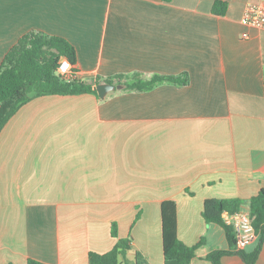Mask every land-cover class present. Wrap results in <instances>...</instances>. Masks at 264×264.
<instances>
[{"label": "crops", "instance_id": "obj_1", "mask_svg": "<svg viewBox=\"0 0 264 264\" xmlns=\"http://www.w3.org/2000/svg\"><path fill=\"white\" fill-rule=\"evenodd\" d=\"M216 1L225 14L213 12ZM250 3L264 0H0V67L35 30L73 44L87 82L189 75L185 85L114 84L105 97L24 104L0 133V264H89L91 251L115 246L113 222L119 238L132 237L121 260L137 264L139 251L165 264L167 199L179 238H205L191 264H214L209 253L230 249L202 211L207 198L249 199L264 188V29L243 22ZM222 264L247 263L234 252ZM255 264H264V244Z\"/></svg>", "mask_w": 264, "mask_h": 264}, {"label": "trees", "instance_id": "obj_2", "mask_svg": "<svg viewBox=\"0 0 264 264\" xmlns=\"http://www.w3.org/2000/svg\"><path fill=\"white\" fill-rule=\"evenodd\" d=\"M170 2L171 0H164ZM227 3L216 1L213 6L215 14L226 13ZM63 58L69 59L74 72L77 63V51L73 44L61 36L50 35L42 31H30L24 34L19 41L6 53L0 67V133L7 122L17 111L32 99L50 94H82L93 93L100 96L97 85L102 81L112 84H121L125 88L148 90L161 82H171L185 85L189 82V75L164 76L154 75L145 79L140 73L132 76L118 74L106 79L98 78L94 82H87L78 77L67 80L58 73ZM248 203L253 226L258 242L255 249L246 252L236 249V231L232 224L227 223L223 214H236L242 206ZM163 252L165 264H191L196 256L197 249L204 244L205 238L194 245L185 244L178 236L177 204L175 200L167 199L161 205ZM202 215L207 223L221 225L230 245L228 250H215L208 254L207 259L214 264H222L225 255L239 253L247 264H255L264 244V188L257 195L249 199L234 198H207L204 202ZM139 214L137 215V218ZM111 234L117 238L115 246L108 252L89 253V264H126L121 258H126L131 249L132 237L119 238L118 225L112 223ZM137 264H150L147 258L139 251L136 252ZM28 264H48L34 258L28 259Z\"/></svg>", "mask_w": 264, "mask_h": 264}, {"label": "built area", "instance_id": "obj_3", "mask_svg": "<svg viewBox=\"0 0 264 264\" xmlns=\"http://www.w3.org/2000/svg\"><path fill=\"white\" fill-rule=\"evenodd\" d=\"M243 22L247 25L264 29V3H250L244 13ZM243 37H248V33H243ZM57 71L67 80H71L75 76L78 77V72H74L73 65L67 58L61 60ZM223 216L227 223L234 226L237 250L245 249L256 239L257 234L249 209H242L234 215L224 212Z\"/></svg>", "mask_w": 264, "mask_h": 264}, {"label": "water", "instance_id": "obj_4", "mask_svg": "<svg viewBox=\"0 0 264 264\" xmlns=\"http://www.w3.org/2000/svg\"><path fill=\"white\" fill-rule=\"evenodd\" d=\"M115 87H120V86H115L112 83L102 82L97 85V90L100 97H105L107 93L115 89Z\"/></svg>", "mask_w": 264, "mask_h": 264}]
</instances>
